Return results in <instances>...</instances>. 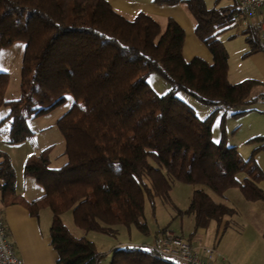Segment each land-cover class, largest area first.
Here are the masks:
<instances>
[{"label":"trees","instance_id":"obj_1","mask_svg":"<svg viewBox=\"0 0 264 264\" xmlns=\"http://www.w3.org/2000/svg\"><path fill=\"white\" fill-rule=\"evenodd\" d=\"M185 1L211 61L199 56L185 60V32L171 16L127 15L108 0H0V49L15 40L24 43L16 99L4 98L8 77L0 71V106L8 108L0 116L3 141H23L33 133L29 118L70 100L56 120L65 162L50 168L49 148L24 161V175L43 187L40 195L28 200L16 192L9 155L0 149L1 199L22 203L34 216L49 208L55 264H97L101 256L93 241L72 235L63 223L67 209L86 231L114 235L117 225L133 224L147 234L144 200L152 206L155 196L168 201L174 180L203 184L219 195L237 187L244 199L264 201L259 185L264 174L254 159L264 149V136L247 140L255 146L246 158L227 144L223 120L219 139H212L218 110L254 102L250 92L260 83L228 78V53L217 34L234 23L238 2L207 7L204 0ZM241 33L248 46L245 55L264 49L258 25ZM152 72L169 83L166 92L157 94L148 85ZM179 92L213 109L199 118ZM183 212L193 215L195 228L237 213L203 189L192 190ZM109 264L177 263L152 248L126 246L112 250Z\"/></svg>","mask_w":264,"mask_h":264},{"label":"rangeland","instance_id":"obj_2","mask_svg":"<svg viewBox=\"0 0 264 264\" xmlns=\"http://www.w3.org/2000/svg\"><path fill=\"white\" fill-rule=\"evenodd\" d=\"M204 1L207 7H218L224 3L220 0V2L214 5L215 0ZM228 2L231 3L232 0ZM179 3L183 4L187 10L185 0H180ZM239 20L240 16L237 13L234 23L225 29V31L230 29L237 31L235 24ZM239 34L241 38L244 36L241 33ZM23 46V41L15 40L10 45L0 49V71L6 72L8 77L4 88L5 99H16L20 94V67ZM146 81L157 94L166 92L170 87L169 83L157 72L150 73ZM178 96L194 109L199 118H204L213 109L212 105L205 104L183 92H179ZM250 96L256 97L254 102L241 104L236 108L220 109L216 113L212 123V139L215 141L219 139L220 122L223 120L222 124L227 144L237 145L238 152L244 158L248 156V151L255 146V143L245 141V139L247 140L248 137L257 135L259 132L256 133V131H264V83L255 85L251 89ZM69 106L70 100H67L65 103L56 106L46 113L29 118L27 125L33 133L21 142H5L0 132V149L9 155L14 170L15 189L26 197L35 195L33 193H36V190H43V187L32 177L26 176L23 173L24 161L29 154H37L43 148H49L50 168L60 167L66 160L63 153L64 141L56 125V120ZM7 111L8 108L5 105L0 106V116L4 115ZM193 189H203L211 196L217 198L216 193L206 185L189 184L177 180L172 182L169 193L170 199L168 201H165L160 196H155L152 206L149 200L145 198L143 219L149 229L147 234L142 233L133 224L129 226L117 225V233L114 235H107L94 230L86 231L74 223L71 209L64 211L61 214V218L72 235L76 237L84 236L94 242L97 251L101 254L97 264H109L112 250L116 247L137 246L144 250L151 248L154 241V233L156 230L162 228L181 233L185 239L193 242L199 237L201 240H204V244L214 245V247L219 249L220 242L213 244L214 224L211 223L205 229L204 234H197L198 230L194 227L193 215L183 212L189 203ZM179 210H182V213H179ZM38 213L41 216V223L45 224V226L48 223L50 225L51 212L49 208L43 207Z\"/></svg>","mask_w":264,"mask_h":264},{"label":"crops","instance_id":"obj_3","mask_svg":"<svg viewBox=\"0 0 264 264\" xmlns=\"http://www.w3.org/2000/svg\"><path fill=\"white\" fill-rule=\"evenodd\" d=\"M108 1L117 10L127 15L145 11L157 17H174L185 32L183 44L185 60L199 56L206 61H211L212 55L196 37L193 20L183 4L158 5L152 0ZM228 1L222 0L224 3L220 6L238 2V0H232L231 3ZM218 2L220 0H215L214 5ZM239 33L241 32L230 29L222 30L217 34L228 53V78L231 82L254 78L260 83H264V49L245 55L248 46L244 36L241 38ZM256 133L264 136V131H256ZM247 140L245 139V141ZM250 151L248 152L250 153ZM254 159L264 174V149L257 151ZM259 185L264 189V178L260 180ZM16 192L21 194L18 190ZM41 193V190H36V193H33L35 195L28 197L22 195L29 200ZM216 195L217 198L212 197L217 201H225L233 206L237 213L232 218H223L220 223L211 221L206 227H197L196 229L198 230L197 234H204L205 229L213 223L215 226L213 244L220 242V248L204 244V240L199 237L193 242L185 239L181 233L179 234L197 250H200L202 246H209L217 250L221 255L220 264H264V236H262L264 234V201L244 199L237 187H230L221 195ZM0 202V209L9 237L15 244L22 264H55L57 253L50 243L49 223L45 226L41 223L40 214L31 215L22 203H6L1 199V195Z\"/></svg>","mask_w":264,"mask_h":264},{"label":"built area","instance_id":"obj_4","mask_svg":"<svg viewBox=\"0 0 264 264\" xmlns=\"http://www.w3.org/2000/svg\"><path fill=\"white\" fill-rule=\"evenodd\" d=\"M239 22L235 24L238 32L256 24L259 39L264 42V0H238ZM155 251L170 257L177 264H220L221 255L209 246L197 250L178 232L167 228L156 230L151 246ZM0 264H22L14 242L10 239L0 209Z\"/></svg>","mask_w":264,"mask_h":264}]
</instances>
